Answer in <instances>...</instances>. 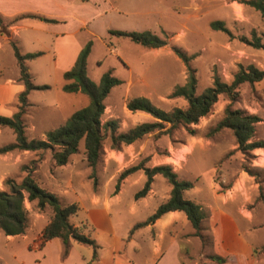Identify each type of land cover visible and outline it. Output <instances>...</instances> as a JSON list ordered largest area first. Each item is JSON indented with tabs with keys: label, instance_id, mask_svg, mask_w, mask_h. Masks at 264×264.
Wrapping results in <instances>:
<instances>
[{
	"label": "rangeland",
	"instance_id": "rangeland-1",
	"mask_svg": "<svg viewBox=\"0 0 264 264\" xmlns=\"http://www.w3.org/2000/svg\"><path fill=\"white\" fill-rule=\"evenodd\" d=\"M161 1L159 18L150 0H141L135 17L121 18L114 15L109 20L100 18L92 25L97 36L90 37L85 30L78 31L75 36L77 43H84L86 37L93 42L86 65L90 81L98 84L100 77L108 70L121 81L104 100L105 110L101 117V123L116 120L119 127L117 133H125L138 124L155 121L148 114L128 111L126 102L129 99L146 98L162 111L187 107L183 99L168 98L174 89L185 84L187 77L186 67L172 52L173 47L194 56L189 66L195 70L197 95L211 86L214 74L222 82L230 83L238 65H253L264 71V51L253 49L243 41L252 40L251 32L255 31V35L264 43V19L257 11L240 4V0ZM11 21L3 20L5 25ZM216 21L222 22L228 33L213 30L210 24ZM61 23L57 21L56 27L63 28L71 24L69 21L66 25ZM104 26L125 32L150 31L165 40L167 45L159 49L144 48L126 38L104 34ZM11 48L7 47L6 52L0 55V78L5 75L16 79L17 74L19 78ZM26 66L33 84L49 86L48 90H36L28 95V107L23 116L26 138L44 140L48 131L63 125L74 112L86 107L89 99L80 93L63 92V73L57 69L52 72L50 61H27ZM237 92L231 108L257 115L261 119L255 126L252 141L264 142V81L252 85L244 83ZM16 96L8 106L12 114L15 112ZM229 104L225 96H220L210 113L196 125L179 126L169 134L163 133L169 127L165 125L161 132L148 134L119 149L110 147L107 133L97 166L95 190L93 181L89 179L90 169L83 140L79 143L78 152L71 155L63 166L55 164L51 150H15L0 155V190H6L4 182L7 179L20 183L28 171H33L32 177L40 188L54 194L63 206L75 204L78 207V202L87 203L93 192H97L100 197L105 191L112 195L116 179L127 168L140 162L145 167L167 165L179 180L192 182L193 188L185 191L183 198L199 205L206 214L202 222V239L193 236L194 231L186 221L183 234H186L184 238L188 241L180 244L182 255L188 257V261L185 257L186 264H234V259L222 252L218 243L215 245L217 238L214 237L215 230H212L214 219L211 218L210 207L228 211L236 230L252 245L255 259H264V204L259 199L260 188L264 192V148L243 154L236 149L232 131L223 129L213 132L223 117L224 108ZM14 140L12 130L0 127V148L14 143ZM54 150L57 151V148ZM246 167L254 168L256 176H249L244 170ZM144 182L143 174L140 178L138 174L131 176L123 183L120 202L111 208V218L121 234L130 224L152 215L169 197L170 185L161 175H156L151 185L153 194L136 200L134 195L142 189ZM135 201L136 212L131 214L128 206ZM242 201L244 206L239 205ZM25 207L27 226L23 236L7 238L0 232V264H56L54 245L47 247L44 255L38 249L32 250L34 245L37 248L40 246L37 242L38 232L45 223L42 220L51 219V209L47 207L39 211L36 202H26ZM115 210L120 211L117 218ZM240 211L252 214V221L248 222ZM245 231L249 233L245 234ZM145 232L148 233L141 231L131 241L128 238L125 240L121 253L124 260L130 259L132 264H148L147 259H153L149 234ZM89 233L93 234L91 231ZM144 235L147 240H140ZM26 237L36 242H28L30 251L24 248L22 242ZM167 248L166 239L163 249ZM84 249L82 253L87 257L91 249L87 246ZM211 257L221 258L223 262L212 261Z\"/></svg>",
	"mask_w": 264,
	"mask_h": 264
},
{
	"label": "trees",
	"instance_id": "trees-1",
	"mask_svg": "<svg viewBox=\"0 0 264 264\" xmlns=\"http://www.w3.org/2000/svg\"><path fill=\"white\" fill-rule=\"evenodd\" d=\"M240 4L250 7L257 11L264 19V0H240ZM23 18H34L41 21L50 22L37 16H21L13 19L7 25L4 24L0 16V35L8 36L7 27ZM211 28L215 31L227 32L222 22H212ZM108 34L114 37L126 38L132 43L144 48L159 49L167 45V42L150 31L125 32L120 30H109ZM252 40H243L253 49L263 50L264 43L251 32ZM19 70V82L23 90L16 96L15 112L11 117L0 115V127L12 130L15 140L14 143L0 148V155L12 151L36 152L53 151L52 158L57 166L67 163L69 157L78 152L81 140L84 141L85 158L90 169L89 179L93 181V189L97 187V166L102 156V145L109 134L110 147L119 149L122 145L128 146L140 140L144 136L153 132H161L165 125L169 127L163 133L169 134L179 126L188 127L196 125L201 118L206 117L212 110L220 96H225L230 104L223 110V117L217 123L213 132L223 129L232 131L236 141L237 150L243 154H248L258 149L264 148V142L252 141L255 133V126L261 119L254 114H248L240 110L231 108L238 95V88L244 83L255 84L264 81V71L259 70L253 65L246 67L238 65V69L233 75L230 83L222 82L218 75L214 74L212 84L205 88L200 94H196L197 78L195 70L189 66V62L194 56L187 55L179 48L173 47L172 52L184 63L187 70L186 82L183 86L177 87L168 96L169 99H183L187 102L185 109L174 108L170 111H162L146 98H133L126 102L128 111L135 113L141 112L150 115L155 121L151 123L138 124L125 133H117L118 122L108 120L101 123L104 113V100L111 89L120 85L121 81L114 78L112 71H106L98 84L89 80L86 73L87 58L91 52L92 42H86L80 49L72 67L63 73L64 85L62 91L68 94H83L88 97L89 103L86 107L74 112L67 121L52 131L45 134L44 140H28L25 134L23 116L28 107V95L32 91L48 90L49 86H35L32 77L26 66L27 61H32L40 57L41 53L21 54L14 42H9ZM57 148V151L54 150ZM252 167L244 168L245 172L251 176L256 175ZM142 171L145 182L134 198L136 200L144 198L151 190L153 179L156 175H161L170 185L168 199L160 204L152 215L144 222L134 225L130 233L134 230L154 224L164 214L169 212H181L193 229V236L202 239V222L206 214L202 208L192 201L183 198V193L193 188L190 181L179 180L177 175L167 165L145 167L143 162L123 170L116 179L114 194L118 193L122 182L130 175ZM33 172V171H32ZM31 171L20 183L12 179L4 182L6 190H0V232L5 236H20L25 233L27 226L26 202H36V208L43 211L50 208L52 217L42 229L39 241L40 246L52 239H59L62 244V258H65L70 250L71 243L91 247L93 249V259L97 256L98 245L95 240L82 234L74 228L69 219L78 211L75 204L63 206L59 199L52 193L40 188ZM259 199L264 204V192L260 188ZM212 261L223 262L221 258L211 257Z\"/></svg>",
	"mask_w": 264,
	"mask_h": 264
},
{
	"label": "crops",
	"instance_id": "crops-1",
	"mask_svg": "<svg viewBox=\"0 0 264 264\" xmlns=\"http://www.w3.org/2000/svg\"><path fill=\"white\" fill-rule=\"evenodd\" d=\"M150 3L153 10L158 12L159 18L162 1L150 0ZM140 5L141 0H0V16L5 22L30 15L50 21L23 18L8 26L9 35H0V55L6 52L7 47L11 46L8 42L10 39L15 42L21 54L41 53L42 55L34 60L44 59L50 61L52 72H56L57 69L64 73L72 67L83 45L88 41L92 42L86 37L84 43H77L75 36L78 31L85 30L90 37H95L97 35L92 27L95 21L100 18L109 20L114 15L121 18L135 17V11L139 9ZM236 9L239 10V7L236 6ZM57 21L62 22L60 25H66L67 21L71 24L63 28L56 27ZM102 30L104 34L109 35V30L116 29L111 26H104ZM109 48H112L111 45ZM43 85L48 86L47 84ZM22 90L23 86L18 81V74L16 79L5 75L4 78H0V115L5 117L12 116V111H10L8 106ZM135 174H138V178H140L143 172L139 171L128 176L122 182L116 194L108 195V191H105L103 196L100 197L97 192H93L87 203L78 202L77 213L69 219L74 228L95 240L99 247L95 259H93V249L91 247H89L91 251L87 253V257H84L82 252L86 246L77 242L71 243L68 255L62 258V244L59 239H52L38 248L34 245L32 250L38 249L44 255L46 248L54 245L56 248V264H132L130 259L126 261L121 256L123 244L127 238L128 241H131L136 233L148 231V233H145L149 234L153 258L147 259L148 264H186L185 257L187 261L188 257L187 255H182L180 244L188 241L185 239L186 237L184 238L186 234H183L187 219L181 212L166 213L154 224L136 229L130 233L134 225L144 222L147 217L143 221H135L130 224L123 234L118 232L111 218V208L121 200L120 195L123 183ZM148 194H153L152 189ZM226 203L228 202L224 204ZM240 203V206L245 205L243 201ZM128 211L131 214L136 212V201L128 206ZM209 211H211V218L214 219L212 230H215L213 233L214 237L217 238L215 245L218 243L219 249L234 259V264H264V259H255L252 245L244 240L241 237L242 235L236 230V225L228 211L216 210L213 207H210ZM240 213L248 222L252 221V214H244L243 211H240ZM114 214L117 218L120 215V211L115 210ZM49 220H42L45 223L38 232L39 236ZM90 231L93 233L92 235L89 233ZM248 233V231H245V234ZM21 236L23 235L6 237ZM142 238L147 240L145 235L140 240ZM166 239L168 248L163 249ZM29 241L28 237L22 241L24 242V248L28 251H30L27 247ZM37 242L40 245L39 237H37ZM32 243L36 244V242ZM100 248L101 250L99 251Z\"/></svg>",
	"mask_w": 264,
	"mask_h": 264
}]
</instances>
